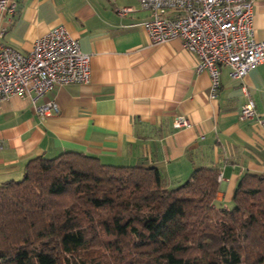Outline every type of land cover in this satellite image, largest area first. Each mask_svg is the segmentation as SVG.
<instances>
[{
    "label": "crops",
    "instance_id": "crops-1",
    "mask_svg": "<svg viewBox=\"0 0 264 264\" xmlns=\"http://www.w3.org/2000/svg\"><path fill=\"white\" fill-rule=\"evenodd\" d=\"M10 20L0 16V43L28 53L56 26L89 55L87 83L56 85L34 99L0 102V184L19 180L27 162L79 151L111 165L155 166L167 187L185 182L197 167L219 170L217 204L229 207L244 173H264V63L241 79L220 66L210 97L206 71L179 39L152 44L142 22L149 11L137 0H14ZM123 7L132 11L121 13ZM253 36L264 39V0L252 7ZM255 117L240 119L247 99ZM34 99V100H33ZM49 100L57 112L38 114ZM176 117L188 126L174 128Z\"/></svg>",
    "mask_w": 264,
    "mask_h": 264
},
{
    "label": "trees",
    "instance_id": "trees-1",
    "mask_svg": "<svg viewBox=\"0 0 264 264\" xmlns=\"http://www.w3.org/2000/svg\"><path fill=\"white\" fill-rule=\"evenodd\" d=\"M218 175L167 187L155 166L34 157L0 184V264H264V173L239 178L231 207Z\"/></svg>",
    "mask_w": 264,
    "mask_h": 264
},
{
    "label": "built area",
    "instance_id": "built-area-1",
    "mask_svg": "<svg viewBox=\"0 0 264 264\" xmlns=\"http://www.w3.org/2000/svg\"><path fill=\"white\" fill-rule=\"evenodd\" d=\"M137 3L150 13L142 24L151 43L179 39L183 48L194 55L195 71L207 72L210 97L216 95L219 86L220 66L228 68L231 79H241L252 66L264 63V39L254 38L251 25L255 0H137ZM16 6L14 0H0V16L10 20ZM128 11L132 8L120 9L121 13ZM89 58L63 26L35 39L25 54L0 43V102L31 93L35 99L56 85L87 83ZM36 111L48 115L57 112L58 105L49 100L36 107ZM239 117L243 120L255 117L252 99L243 104ZM257 121L264 127V119ZM188 125L184 117H176L172 124L174 128Z\"/></svg>",
    "mask_w": 264,
    "mask_h": 264
},
{
    "label": "rangeland",
    "instance_id": "rangeland-1",
    "mask_svg": "<svg viewBox=\"0 0 264 264\" xmlns=\"http://www.w3.org/2000/svg\"><path fill=\"white\" fill-rule=\"evenodd\" d=\"M229 207H231V205H229Z\"/></svg>",
    "mask_w": 264,
    "mask_h": 264
}]
</instances>
